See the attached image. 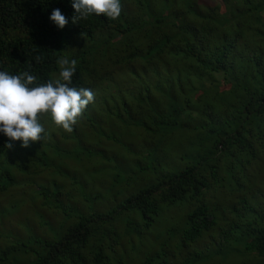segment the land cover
Instances as JSON below:
<instances>
[{"label": "trees", "instance_id": "1", "mask_svg": "<svg viewBox=\"0 0 264 264\" xmlns=\"http://www.w3.org/2000/svg\"><path fill=\"white\" fill-rule=\"evenodd\" d=\"M121 4L0 0V70L46 83L68 57L94 94L71 133L0 135V264H264V0Z\"/></svg>", "mask_w": 264, "mask_h": 264}, {"label": "clouds", "instance_id": "2", "mask_svg": "<svg viewBox=\"0 0 264 264\" xmlns=\"http://www.w3.org/2000/svg\"><path fill=\"white\" fill-rule=\"evenodd\" d=\"M72 7L77 14L73 23L101 15L117 20L122 11L121 0H72ZM50 20L61 30L69 22L60 9L52 11ZM57 64L58 76L40 84L29 71L13 75L0 70V135L8 138V147L13 141L28 147L31 142L42 140L45 129L39 121L40 114H49L57 127L71 133L93 102L91 89L73 86L76 60L60 57Z\"/></svg>", "mask_w": 264, "mask_h": 264}, {"label": "rangeland", "instance_id": "3", "mask_svg": "<svg viewBox=\"0 0 264 264\" xmlns=\"http://www.w3.org/2000/svg\"><path fill=\"white\" fill-rule=\"evenodd\" d=\"M128 139V138H127ZM97 147V146H96ZM121 148H123L122 146H119V147H117V148H108V149H106V152H107V154H108V156H113V154H115L116 153V151H122V149ZM123 152V151H122ZM119 153V152H118ZM61 157H59V159H60V163L58 162L56 165H55V168H54V171L53 172H58V168H69L70 166H76V163H77V159L75 158V154L73 153V150L71 149L70 151H68V152H66V153H61ZM14 157V156H13ZM54 157V156H53ZM12 159V158H11ZM51 160H53V158L51 157V159H50V162H51ZM68 161H70V162H68ZM50 175L48 176L47 174V177L49 178V179H51V173H49ZM15 177H16V174H15ZM18 177H20V176H18ZM17 177V178H18ZM1 195V194H0ZM29 198H31L30 196H29ZM2 201H4V199L3 198H1V196H0V202H2ZM7 225V220H5V221H0V233H3V232H5L4 231V229H5V226ZM0 242H2V243H5L6 241H4V240H1L0 239Z\"/></svg>", "mask_w": 264, "mask_h": 264}]
</instances>
